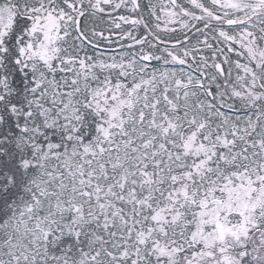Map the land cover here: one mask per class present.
<instances>
[{"label":"snow or ice","instance_id":"snow-or-ice-1","mask_svg":"<svg viewBox=\"0 0 264 264\" xmlns=\"http://www.w3.org/2000/svg\"><path fill=\"white\" fill-rule=\"evenodd\" d=\"M0 264H264V0H0Z\"/></svg>","mask_w":264,"mask_h":264}]
</instances>
